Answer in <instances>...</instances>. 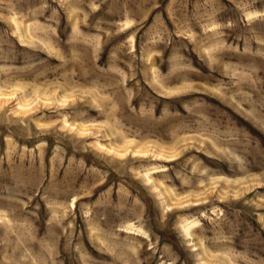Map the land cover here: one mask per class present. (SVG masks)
Returning <instances> with one entry per match:
<instances>
[{
  "label": "rangeland",
  "instance_id": "374dc122",
  "mask_svg": "<svg viewBox=\"0 0 264 264\" xmlns=\"http://www.w3.org/2000/svg\"><path fill=\"white\" fill-rule=\"evenodd\" d=\"M0 264H264V0H0Z\"/></svg>",
  "mask_w": 264,
  "mask_h": 264
}]
</instances>
